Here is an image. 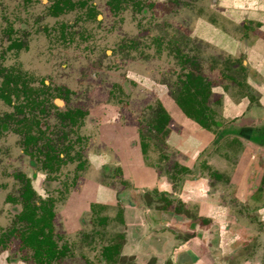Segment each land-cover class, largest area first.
Here are the masks:
<instances>
[{"label": "rangeland", "instance_id": "1", "mask_svg": "<svg viewBox=\"0 0 264 264\" xmlns=\"http://www.w3.org/2000/svg\"><path fill=\"white\" fill-rule=\"evenodd\" d=\"M91 1L101 9L97 10L98 19L87 21L78 10L58 16L49 14L48 6L53 0H0V71L10 68L25 71L28 72L30 86L42 88L45 81L48 90L57 88L60 93L66 92L60 95L61 98L46 95L48 107L43 113L34 111L43 130L39 139L42 151L48 145L52 150L62 152L61 161L50 173L43 170L40 174L42 152L37 153L35 149L31 153L24 151L23 137L13 129L0 132V230L12 225L21 207L16 202L21 183L14 174L23 172L31 177L36 173L37 177L32 179L35 188L42 192V188L46 189V183L51 189L47 192L58 199L57 223L54 227L60 246L68 244L76 249L87 235H92L91 242L86 243L87 248L76 251L80 255V252L90 254L95 250L93 258L97 261L96 242L108 243L118 231H125L129 237L131 233L135 240H141V246L137 244L141 249L138 258L129 256L132 262L177 264L180 247L174 235L181 230L184 240L189 237L190 230L185 222L173 216L163 218L154 212L147 216L145 212V220H141L139 225L132 224L128 233L125 230L127 226L119 225L117 217H114L120 209L117 205L102 211L107 215L105 226H98L99 222L93 216L95 213L89 212L83 217L92 220L90 226L70 235L69 230L64 231L67 224L63 223L67 217L66 202L71 193L70 187L65 184L77 179L76 167L85 156L108 151L104 139L111 142L119 139L123 136L120 134L122 128L135 139L134 131L138 127L142 137L147 140L149 155L152 143L161 147L164 138L172 137L175 134L174 126L165 127L162 131L147 126L160 116L159 104L171 111L176 107L171 105L170 99L178 94V81L184 79L185 70L199 75L203 83L211 87L206 104L212 120H218L221 125L235 122L237 119H226L221 115L220 107L224 100H221L218 92L227 89L233 91L231 95L235 96L234 99L248 94L245 84L234 89L236 85L226 77H232L237 84L241 82V59L208 42V33L195 27L210 21L219 24L220 29H226L230 28V20L239 22L243 16L235 15L234 4H229L231 0H157L160 2H154L153 6L146 3L155 0H143L146 10L137 12L131 6H126L118 16L108 14L106 9V13L103 11L105 0ZM245 5L248 6L247 3ZM245 15L247 17L249 13ZM251 16L254 25L259 22L257 15ZM235 27L239 30L238 25L235 24ZM62 29L65 35L59 37ZM235 34L241 36V29ZM258 35L251 31L249 38L255 39ZM12 40L20 45L8 47ZM220 43L225 46V41ZM217 86H220L219 89ZM53 102L56 106L52 105ZM74 109L85 112L83 117L77 118V124L61 118L60 114ZM12 111H15L14 108L0 99V117ZM33 130L37 132L36 128ZM249 147L252 151L243 153L244 148L231 141L218 143L216 149L210 152L213 161L208 166H216L217 156L221 157L225 166L218 169L224 177H211L208 167L201 170L207 179L202 180L206 191L202 187L200 194L207 193L226 211L222 218L212 215L201 225L198 223L195 231L202 233L184 245L197 254L198 260L194 264H264V182L257 192L258 185L264 180V148L258 144H249ZM205 153H209L208 150ZM173 162L176 161L162 157L161 153L150 155L147 160V164L157 165L159 176L168 178L172 190L179 180L184 181L179 179L181 174L172 166ZM88 171L83 177L95 179V176H100L92 169ZM237 185L240 187L236 188ZM57 188L66 191L60 194L55 191ZM138 198L141 202V198ZM170 201L166 212L180 210L190 221L202 218L195 201L188 200L184 211L180 209L179 201ZM140 227L142 231L136 232ZM160 229L170 239L163 237L157 244L154 236H158L156 232ZM165 229L169 233H165ZM164 234L160 235L161 238ZM127 243V236L120 240L122 253ZM184 246L181 250L186 249ZM8 247L10 256H15L17 245L13 243ZM77 253L72 255L71 260L60 259L54 264H82ZM168 255L170 258L167 260ZM126 258L122 255L119 264H133ZM0 264H8L2 255Z\"/></svg>", "mask_w": 264, "mask_h": 264}, {"label": "flooded vegetation", "instance_id": "2", "mask_svg": "<svg viewBox=\"0 0 264 264\" xmlns=\"http://www.w3.org/2000/svg\"><path fill=\"white\" fill-rule=\"evenodd\" d=\"M239 5H241L239 8L242 10H247L248 6L245 5L247 1L245 0H238ZM159 3L160 1H153L152 3H146L143 0H105L104 5L102 7L103 11L105 12V9L108 14H111L113 16H118L122 9L126 6H131L133 11H142L146 10V3L148 6H153L155 3ZM100 7H97V4L95 2H92L91 0H53V2L48 6V13L54 16H58L61 14H64L66 12L70 11H76L78 10L82 14V18L90 21L91 19H98L96 16L99 14L97 13V10ZM106 13V12H105ZM101 15V14H100ZM96 17V18H95ZM232 23L229 25L230 29H233L234 31H239L241 29V36H238L240 38H248L249 33L251 31L257 33L256 30L261 26V22H255L254 25L252 22V19L248 17H242L239 22L233 23V20H230ZM238 25L239 30L237 27ZM71 25V24H70ZM203 25V27H202ZM218 26L221 27L219 24L213 23V22H204V24H201L200 26H196L195 28L198 31H201L209 28ZM241 27V28H240ZM228 29V28H226ZM224 29V30H226ZM195 34V33H194ZM235 34V33H234ZM65 35L62 29V32H59V37ZM210 37V33L207 34ZM236 35V34H235ZM208 42H211L208 40ZM20 43L16 40H12L11 44H9L8 47L13 48L15 46H19ZM242 53H239L237 57L241 59ZM241 61V60H240ZM193 74L190 72V70H185L184 72V79H186V76L188 74ZM28 72L21 71V70H15L14 68L6 69L4 72L0 71V99L12 106L15 111L12 112H6L0 117V132H4L7 130L13 129V132L16 134H19L23 137L22 139V145L24 151H27L28 153H31L32 149H35L37 153H43V159L40 160L41 166L39 168L40 174H42L43 170L48 171L49 173L55 169V166L59 164V162L62 159V152L61 151H54L52 148H50L48 145H46V150L42 151V147L39 144V139L41 138L43 134V130L40 128V121L39 116L34 115V111L37 110L39 113H43L45 109L48 107L46 104V101L48 100V97L46 95H56V97H60V95H65L66 92H61L55 88L52 90H48V86L45 88L46 83L43 82V87H32L29 84V80L27 77ZM195 75V74H193ZM181 82L182 79H179L178 83L180 84L181 88ZM179 88V92H180ZM211 89V87H209ZM178 92V93H179ZM211 92V90H210ZM172 98L170 101L174 103L175 106H180L177 104L174 95L171 96ZM61 98V97H60ZM52 105L56 106V104L53 102ZM208 107V105H207ZM160 116L162 113H166L168 116V122L162 121L160 119V116L158 119L152 124L148 125L147 128L152 127L156 130L162 131L165 127L167 128L170 124L171 117L169 114V111L164 107L162 104H159ZM182 111V109L180 108ZM183 112V111H182ZM184 113V112H183ZM85 114L84 111L79 109L74 110H67L64 113L60 114L61 118L64 120H67L71 124H77L78 119L80 117H83ZM185 114V113H184ZM190 118V117H189ZM192 119V118H191ZM210 119L211 115H210ZM105 120V119H104ZM109 120V119H108ZM115 120V119H114ZM194 120V119H193ZM210 120V122H211ZM213 123H211V128L208 130L213 129L212 124H217L214 120H212ZM34 128H36L37 132H34ZM136 127L135 133L138 145L141 149V155L143 157V160L147 159L149 147L147 140H145L141 132L138 131ZM169 128V127H168ZM149 130V129H147ZM120 132H123L126 134L125 129H121ZM109 148V157H105L104 153H97L92 156H85L84 160L80 161L77 165V179L71 180L69 183H66L65 186L70 187V195L66 202V211L67 217H65V220H63V223H66L67 226H65L64 231L69 230L70 235L74 234V231L76 230H85L88 226H90L91 221L83 216H85L87 213L92 212L95 213L93 216L94 218H97L98 220V226H105L104 224L107 221V215L102 214V211L105 210L107 207H113L119 205L120 209L115 213L114 217H117L119 225L124 224V226H127V222H130L132 224H138L140 221L145 220L146 214L147 216L152 215L151 213L154 212V214L162 215L163 218H171L170 216H173V218H178L185 222L187 224V228L190 230L188 233V238L184 240L182 238V231H177L175 238L178 242V247H180V251L178 253L177 264H194L198 260V256L193 250L187 249L184 245L190 240H193L194 238L198 237V233H202L199 231L198 233L195 231V227H199L198 223L201 225L202 222L206 221V218H210V216H204L200 215L202 218L199 219H192L193 221H190L186 218V216L182 215L179 211L177 212H166L168 210V206H170V199L168 197V194H159V192L156 190L155 187H148L145 188H138L134 186L133 183V177L131 178L130 175L127 173L126 166L123 167L121 164V158L118 154H116L109 145H107ZM30 149V150H29ZM163 156H167V158L172 155V152L164 150ZM208 167L209 175L211 177H214L215 179H218L220 177H224L222 174V171L219 170L216 166L213 168L208 166L210 164H206ZM172 166H174L175 169H178L181 177L179 179H183L189 173V169L186 167L181 166L177 162H173ZM98 172L100 176L96 177L95 179L83 175L86 172H89L88 170ZM42 170V171H41ZM14 176L20 181V187L18 190V201L17 205L21 206L19 211L15 214L13 223L10 227L5 228L3 230H0V255L5 257V260L8 264H54L58 263L61 260L60 259H66V261L71 260L72 255H75L79 250H83L87 248L86 243L91 242L90 239L92 238V235L86 236L85 240H82L81 244H78L79 246L76 249L71 248L68 244L59 245L58 244V234L55 232V224L56 221V206H57V198H55L50 192L51 189L47 187L48 184L44 183V187L46 189L44 190L42 188V192L35 188L34 183L32 182V179H35L37 177L36 173H33L31 177L26 176L23 172H17L14 174ZM79 181V182H78ZM82 182V183H81ZM264 180L262 179L260 184L257 187V192H259L262 189V184ZM79 183V184H77ZM81 185V187H80ZM147 187V186H146ZM136 188V189H135ZM68 189V188H67ZM57 193L60 194L66 191V189H56ZM132 193V196L130 193ZM140 197L141 202L138 200ZM137 199V200H136ZM159 201L166 202L165 204H160ZM181 203V210L184 211V208L187 207L186 202H180ZM125 205V206H124ZM144 206V207H143ZM33 211V214H31V218L34 220H38V223L36 226H33L31 224V221L27 219L26 213ZM144 211V213H143ZM120 212V213H118ZM145 212H147L145 214ZM179 212V213H178ZM48 213H51L52 215L49 216ZM145 216V217H144ZM159 218V216H158ZM44 219V221H42ZM141 221V222H142ZM87 226V227H86ZM197 227V228H198ZM201 227V226H200ZM32 229H43V234L45 237H47L50 240V243L53 244V249L55 251V257L48 258L46 256L45 250L47 249V244L43 243L42 247H39L40 255H35V248L32 247L27 241V234L31 232ZM101 230V229H100ZM127 230V229H125ZM40 231V230H38ZM142 228H139V231L136 230V232H141ZM159 232H156L158 236H154V242L160 243L163 237L170 239L168 234H164L163 229L158 230ZM155 233V232H154ZM165 233H169L165 229ZM87 234V232H86ZM161 234H164L161 238ZM84 235V234H83ZM85 236V235H84ZM89 237V239H87ZM91 237V238H90ZM126 237L125 231L119 232L116 234L112 241L108 243H101L100 241L97 243V249H98V258L97 261L94 260L93 255L95 254V250L91 251L90 254L82 253L78 255L80 261H82V264H102L103 262L105 264H119L121 259V252H122V245L120 244V240L124 239ZM153 239V238H152ZM165 242V240H164ZM16 244L17 247H15V252L13 257L10 256V248L8 247L11 244ZM89 245H91L89 243ZM117 246V253L112 254L110 259L106 258L107 251L113 247ZM185 247L186 249H183L182 247ZM73 251V252H72ZM28 254V255H26ZM162 254V253H161ZM164 256V254H163ZM167 260L170 258V256H166ZM155 264H159L156 262Z\"/></svg>", "mask_w": 264, "mask_h": 264}, {"label": "crops", "instance_id": "3", "mask_svg": "<svg viewBox=\"0 0 264 264\" xmlns=\"http://www.w3.org/2000/svg\"><path fill=\"white\" fill-rule=\"evenodd\" d=\"M246 1L248 4L247 10L239 8L242 4L239 5L238 0H231L229 4H234L232 7L236 10L235 15L241 14L246 17L245 14L249 13L247 17L250 19H252L251 14H255L257 15L256 17H259L258 20L262 24L257 30L259 35L255 39H250L249 37L240 38L236 36L234 34L235 31L230 28L227 29L228 32L224 29H220L218 26L204 29L208 34L210 33V41L212 44L223 48V50L227 52L230 51L232 54L239 55V53H242L243 55L240 61L241 82L237 84L236 80L232 77H226L230 79L233 85H236L237 88L235 87L234 89H238L245 84L249 90L248 94L239 95L234 99L235 96L231 95L233 91H229L227 87V91L220 90L218 92L221 96V100H224L220 107L221 115L226 119L235 118L237 120L235 122H226V124L223 125H221L218 120H214L217 124H212L213 129L208 130L195 120L186 116L178 106H176L173 111L166 107L171 117L168 127L174 126L175 134L172 137L164 138L161 142V147L153 143L151 145V156L164 153V150L172 151L170 158L174 159L181 166L189 169V173L183 177L186 183L179 180L177 187L172 190L171 183L167 180L168 178L159 176L160 173L157 170V165L147 164L150 155L148 154L149 157L147 155V159L143 160L140 146L136 141L137 138L134 139L130 137V135L120 132L123 136L119 137V139L117 138V140L114 139L113 142H111L110 139H104L106 147L108 148L107 145H109V147L113 149L112 151L120 156L121 164L123 167L126 166L128 175H130L131 178L133 177L135 187H155L159 194H168L169 199L179 202L183 201L187 203L188 200L195 201L199 215H213V217L215 215L216 218H222L226 211V208L222 205H218L215 199L207 196V193L200 194L204 186L202 180L207 179L201 170L206 167V164L212 163L213 158L210 157L212 154L210 152L216 149L215 146L224 141H231L243 147V153L252 151L249 144L253 146L258 144L261 148H264V0ZM235 4H237L238 7H235ZM251 4L252 7L250 6ZM222 38L226 40H222ZM219 41H225V46H221L222 44ZM171 105H174V103L171 102ZM107 150L108 151L104 150L101 152L104 153L105 157L110 156L109 148ZM207 150L209 153L206 154L205 152ZM163 155L164 154L161 156L164 158L168 156H166V154L165 156ZM199 162L200 165L198 164ZM202 163L205 164V166H203ZM215 165H217V167H223L225 163L221 157L217 156ZM238 187H240V185L236 186V188ZM204 191H206L205 188ZM133 192L134 191L130 193L131 196ZM130 228L131 223L127 222V231L130 230ZM126 236L129 243H127L124 253L121 252L120 255L127 256L128 259H126L132 262L129 256L134 255L138 258L137 255L141 252L138 245L141 246V240H135V236H131V233L130 237L129 234H126ZM132 263L137 264V262L134 261ZM102 264L105 263L103 262Z\"/></svg>", "mask_w": 264, "mask_h": 264}, {"label": "trees", "instance_id": "4", "mask_svg": "<svg viewBox=\"0 0 264 264\" xmlns=\"http://www.w3.org/2000/svg\"><path fill=\"white\" fill-rule=\"evenodd\" d=\"M209 94V84L203 83L202 78L199 75L188 74L185 80L181 82L180 92L174 95L177 104L180 106L182 111L186 116L194 119L202 127L210 129L211 123L213 121L210 119L211 111L207 107V98ZM162 121L168 122V116L166 113H162L160 116ZM211 120V122H210ZM33 211L27 212V219L31 221L33 226H36L38 220L31 218ZM49 216L52 215L48 213ZM44 221V219H42ZM38 226V225H37ZM40 230V231H38ZM43 229H32L26 236V241L35 248V255H40L39 247L43 246V243L47 244V249L45 250L46 256L48 258L55 257V251L53 249V244L50 240L43 234ZM117 253V246L111 247L106 254V258L110 259L112 254Z\"/></svg>", "mask_w": 264, "mask_h": 264}]
</instances>
